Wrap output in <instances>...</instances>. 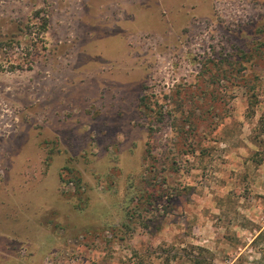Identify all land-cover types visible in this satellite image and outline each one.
Returning a JSON list of instances; mask_svg holds the SVG:
<instances>
[{
    "label": "rangeland",
    "instance_id": "374dc122",
    "mask_svg": "<svg viewBox=\"0 0 264 264\" xmlns=\"http://www.w3.org/2000/svg\"><path fill=\"white\" fill-rule=\"evenodd\" d=\"M0 264H264V0H0Z\"/></svg>",
    "mask_w": 264,
    "mask_h": 264
},
{
    "label": "trees",
    "instance_id": "16d2710c",
    "mask_svg": "<svg viewBox=\"0 0 264 264\" xmlns=\"http://www.w3.org/2000/svg\"><path fill=\"white\" fill-rule=\"evenodd\" d=\"M179 101H180L179 107H175L172 103L168 104L167 101L165 103H163V101L161 103L158 102V100L155 98L154 94L145 93L141 97L140 102H139V109H140L142 115L147 120L150 139L153 140L154 135L157 132V130L164 124L165 120L167 119V111L168 110H169V112L171 110L177 111L176 108L182 107V99H180ZM168 105L170 107H168ZM179 120H180V122H179ZM185 120H188L190 122L189 116H187L185 118ZM185 120L181 119L180 117H176L175 119H173L172 128H174V130L176 132V134L174 135L175 138H178L179 136H181L182 133H184L183 128L186 127ZM190 129H191V127H190ZM192 129H194V126ZM195 129H196V127H195ZM186 134L189 137H191L192 132L187 131ZM152 143L153 142H149V144H148V155L149 156L151 154V151L154 148H156L155 145H153ZM163 180H164V184H166L165 183L166 180L165 179H163ZM73 181L79 187L83 186V185H81V182H82L81 178L74 177ZM152 188L154 189L156 187L153 186ZM163 192L164 191L162 190V193ZM150 196H152V195L150 194Z\"/></svg>",
    "mask_w": 264,
    "mask_h": 264
}]
</instances>
